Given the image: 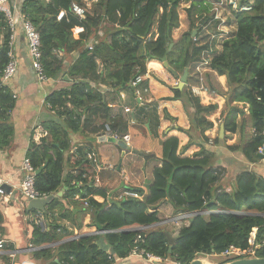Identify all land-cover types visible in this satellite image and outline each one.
<instances>
[{
    "label": "trees",
    "instance_id": "obj_1",
    "mask_svg": "<svg viewBox=\"0 0 264 264\" xmlns=\"http://www.w3.org/2000/svg\"><path fill=\"white\" fill-rule=\"evenodd\" d=\"M86 1L26 0L19 4L22 15L33 23L40 34L42 63L48 79L55 78L63 70L65 72V57L62 55L69 56L76 52L79 56L65 72L71 87L53 92L46 99V103L57 110L61 123L43 124L49 137L39 144L33 142L27 153L36 171L43 168L41 174L36 176L37 191L48 197L66 189L64 196L56 198L47 207L48 213L53 215L57 211L58 217H53L49 230L43 231L36 226L31 243L41 247L60 242L70 234L59 223L60 220H67L72 227L81 228L80 218L92 213V225L98 232H108L104 237L115 248V256L97 247L95 243L101 235L61 244L56 256H53L51 249L39 251L36 256L52 260L53 264H114L115 257L126 259L143 251L163 260L171 257L178 264H192L198 255L221 256L231 247L249 250L251 234L255 229L258 231L257 241L262 246L264 178L247 170L236 176L229 190L221 184L225 170L214 167V155L205 146L195 143L196 139H201L209 144L211 138L206 132L214 127L210 118L218 113L219 105L203 104L201 97L188 89H176L174 98L183 100L190 113L192 127L187 133L192 140L187 148L194 144L200 146L201 150L193 157H183L187 148L180 149L177 137L161 142L162 166L154 170V182L148 193L126 185L108 193L96 187L95 180L91 179V166L85 160V147L78 148L79 159L75 155L67 156L71 135L82 127L81 113H85L84 109L95 116L87 118L89 124L99 117L113 122L110 103L106 98L108 95L89 83L101 85L105 82L107 88L112 90L110 92L123 90L134 94L131 85L137 79H140L137 89H149L146 78L149 61H162L167 55L169 65L182 73L186 69L192 70V65L202 63L203 55L211 49L210 44L198 46L197 37H193V30L199 28L197 22L203 20L204 26L211 18L213 6L207 0H91L97 1L92 12L85 6ZM238 1L241 7L251 6L252 10L240 12L228 7L237 27L232 37L223 42L220 54L211 61L212 71L219 77H226L227 91L216 90L214 75L209 73L207 76H210V80L206 77L207 85L209 83L207 92L225 98L221 119L229 134L237 133V119L240 115L245 116L247 110L245 118L250 123L252 136L242 147L230 149L241 151L249 162L254 163L264 159V0ZM73 2L87 9L85 20H79L71 13ZM185 6H189L185 10L189 16L190 30L175 41L173 32L180 25L179 10ZM229 22L231 24L232 21ZM219 23L217 21L215 26ZM79 27L84 28V32L77 35L75 29ZM0 34L4 35L0 54L2 73L9 63L11 33L1 14ZM91 41L94 47L90 51L87 46ZM171 45L173 48L169 52ZM152 65L159 67L158 64ZM1 91L0 148H4L8 146L13 133L6 115L11 110L10 101L13 98L4 85ZM3 103L8 106H3ZM168 118L172 119L169 115ZM135 121L145 130L146 123H150L151 139H159L160 120L154 103L145 102L138 107ZM115 128H112L113 132ZM100 129H93V133L98 134ZM220 142L221 139H215V143ZM67 167L71 171L66 174ZM128 192L138 194L143 200L128 197ZM95 196L104 198L105 203H98L93 198ZM63 201L72 204L73 209H67ZM85 201L89 204L87 207ZM165 202L174 207L175 213L220 210L232 213L211 214L208 219L205 215L192 218L189 226L180 228L171 254L166 233L157 228L147 233L135 230L123 232L125 229L152 227L160 223L159 208ZM3 222L4 214L0 211V233ZM256 258H264V245L257 250ZM238 259L242 258L234 260ZM0 264H11L8 256L1 255Z\"/></svg>",
    "mask_w": 264,
    "mask_h": 264
},
{
    "label": "crops",
    "instance_id": "obj_2",
    "mask_svg": "<svg viewBox=\"0 0 264 264\" xmlns=\"http://www.w3.org/2000/svg\"><path fill=\"white\" fill-rule=\"evenodd\" d=\"M210 3H214V1L212 0ZM187 8H189V6L186 7V9ZM210 22L211 20L205 25L208 29L211 28L209 26L211 25ZM230 26H235L234 30H236L237 23L234 19H232ZM199 30L201 29L196 28L193 32ZM198 34L199 33H197V35ZM207 44L211 46L208 53V62L199 64L196 73L191 69H186L182 73L176 71L179 75L178 77H182L185 72L188 73L184 85L186 86L185 89H187L192 87V74L197 77L199 76V79H196V81L200 80L207 86L205 76L209 73H213L215 78H213V83H218L215 86L216 90H220V86L223 90L227 91L226 77L217 76L211 68V61L222 51L223 42L221 49H217L216 39H209ZM13 52L18 64L17 74L9 83H3L4 87L8 90V94L13 98V101H10L11 110L6 114L9 118L8 123L13 128V133L9 139L8 146L0 148V186L6 184L10 186L14 192V196L9 201L0 196V211L4 214L3 230L1 234L5 237L7 247L9 248L3 255L8 256L11 264H53L52 260L37 257V252L51 249L53 256H56L57 249L61 244L79 240L82 237L94 236L95 232L98 231L96 227L92 225L93 214L87 213L80 218V221H82L81 228H74L69 221L60 220L59 223L65 226L70 232V234L64 237L60 242L41 247L32 244L31 239H33L35 227L39 226L43 231L49 230V224L53 222V217H58V213L56 211L51 215L47 212V208L44 211L31 210L28 212L27 200L22 197L20 191L24 179L21 168L25 158H27V153L31 144L33 142L39 144L42 139L49 137V132L43 128V124L48 122L61 123L57 110L49 106L46 103V99L53 92L69 89L71 87L69 84V77L67 75L65 76V72L76 62L79 56L75 53L69 56L62 55L61 57H65V72L63 70V72L59 73L55 78L48 79L45 82H39L32 67L26 38L20 22H18L17 25ZM152 64H158L161 69ZM148 69L150 73L149 75L147 73L146 78L149 80V89L146 93H143L146 94L145 96L143 95V97L145 102L154 103V107L157 110L160 120V127L158 130L159 139H151V133L149 132L150 123H146L145 130L135 121L136 109L141 105L137 103V105L127 106L131 109V113H126L125 110L123 111L124 106L119 102H112L109 105L112 110V123H115L114 126L116 127L114 133L119 136V140L125 141L126 144L129 143L128 146H130V148L124 150L118 145L113 144L112 146L115 150L112 154L106 156L107 160H105L104 165L101 166L94 153L96 143H100L98 145L100 151L107 150V147L101 144H106L108 142H101L100 139L107 136L105 126L109 125L110 121H104L99 117L98 119H93V122L89 124L87 123V118L95 116L88 113L85 109L83 110L85 113H81V129L71 135L72 142L67 156L75 155L79 159L80 157L77 156V150L79 147H85V160L91 166L90 177L95 180L96 187L105 189L108 193L117 190L123 185L143 189L145 193H148L154 182V170L162 166V161L160 159V143L169 138L177 137L180 140V149L185 150L192 140L187 133L192 127L190 113L185 109L183 100L174 98L176 89L180 91L184 89V86H181V81L176 83L174 78L179 80L178 77L174 74L172 75L158 62L153 61L149 63ZM66 77L68 80H65ZM101 85L103 88H107L105 82ZM1 89L2 81L0 78V98L2 93ZM195 90H197V87L194 88V91ZM207 90V88H204L203 91L200 92L199 96L201 97L202 103L205 105L218 104L219 110L213 119L210 118L214 123V128L207 134V136L211 138L209 144L201 139L199 141L196 139L195 143L205 146V148L214 155L212 160V165L214 167H220L225 170V175L221 184L229 190L236 176L247 170L264 178L263 158L252 163L244 157L241 151H232L230 149L234 146L242 147L246 143V140L252 136L250 123L247 121V118H245L246 115H248L247 110L245 109V116L240 115L237 119V133L229 134L225 130L224 121L221 119L222 112L225 110L226 100L224 97L222 98L217 95L209 94ZM121 92L122 91L119 93L121 94ZM135 101L136 92L133 94V99L130 103ZM3 106H8V104L3 103ZM190 111H192V109ZM168 115L172 119L168 118ZM244 123L246 124L245 127ZM243 127L245 128L244 130ZM95 128H101V131L95 134L93 133V129ZM222 129H224V133H222ZM216 138L221 139L222 142L215 143ZM200 150V146L193 144L185 150L183 157H193L195 154L199 153ZM119 158H121V160L116 169L114 162ZM70 171L71 169L67 167L66 174ZM118 172H121V174ZM65 191L66 189L61 191L63 193L62 196H64ZM93 198L98 203H105V199L102 197L95 196ZM78 199L79 197H77V200ZM141 200H143V198ZM63 202L66 204L67 209H73L74 206L72 204H69L67 201ZM174 213V207L169 202H165L159 208L158 217L161 220L165 214L175 215ZM114 264L164 263L151 261L134 253L126 259L115 257ZM165 264L177 263L175 261H167Z\"/></svg>",
    "mask_w": 264,
    "mask_h": 264
},
{
    "label": "built area",
    "instance_id": "obj_3",
    "mask_svg": "<svg viewBox=\"0 0 264 264\" xmlns=\"http://www.w3.org/2000/svg\"><path fill=\"white\" fill-rule=\"evenodd\" d=\"M23 1H26V0H0V14L4 16L5 22L7 23V26L10 30V33H11L10 42H9L10 50L8 53L9 63L6 65L3 72L0 73L2 85H3V83H9L14 78V76L17 74L18 64H17L16 58L14 56L13 47H14V40H15L18 22L21 23V26H22V29H23V32H24V35L26 38V43H27V47H28L29 56H30V59L32 62V67L36 73L38 81L39 82H45L48 80V78L45 74V69H44L43 63H42L43 53H42L41 37H40V34L38 33V31L36 30L35 26L33 25V23L29 19L25 18L22 15L19 4ZM216 4L218 6H221V7L226 6L227 8L230 6L232 11L249 12L252 10L251 6L241 7L239 5L238 0H214V3H212V5L215 7ZM216 10L217 9H214V11H216ZM71 13L75 17H77L79 20H85L87 17L88 11L84 6H82L78 2H73L71 4ZM212 19H214V18L212 17L211 20ZM217 21L220 22L219 25L217 26V27H219L222 24V21H221V19H216L215 22H217ZM203 29L208 30V28L206 26H204ZM75 32L80 34V33L84 32V28H81V27L76 28ZM212 37L215 38L214 36H212ZM3 45H4V35L0 34V54L2 53ZM87 47L90 51L93 50L94 42L91 41ZM208 53L209 52H205V54L203 55V59H204L203 62L207 63V59L209 57ZM89 84L91 85V87L98 89L103 94H106L107 92L111 91L108 88H103L102 85H96L94 83H89ZM139 84H140V79H137L136 81L132 82L131 87L136 92V102L142 106L145 103V99L142 96V94L146 93L147 89H145L144 91L137 89ZM124 110L126 113H131V109H129V107H125ZM105 131H106V134L108 137H115L118 140L120 139L119 136L113 132L110 125L105 126ZM127 145H129V143H127ZM21 170L24 174V179H23V182H22L21 188H20L22 197L26 200H36V199L46 198L47 196L42 195L36 189V186H35L36 170L32 166V164L28 158H25V160L22 164ZM127 195L130 198L142 199L136 193L128 192ZM0 196L4 197V199L9 201L14 196V192L12 190L10 193H7L0 186ZM84 205L87 207L89 204H88V202L85 201ZM231 213L232 212L221 211V210L220 211H214V212L204 211V212H200V213H198V212L197 213H182V214L175 216L174 218H169V219L165 220L162 223V225L156 224L155 227H158L160 225L164 226V225H170V224L183 225L184 222H188L190 224V220L192 218H194L195 216H198V215L210 216L211 214H231ZM150 228H152V227H146V228L135 227L134 229L132 228V229H125V230L142 231V230H147ZM107 233H108L107 231H101V232H98L97 235L104 236ZM139 240H141V239L139 238ZM6 246H7V241L5 240V237L0 233V256L3 255L4 252H6ZM246 253H247L246 251L237 249L235 247H231L229 250H227L223 254H221V256H227V257L234 256V257L240 258V257L245 256ZM136 254H138L139 256H141L145 259L151 260V261L152 260L153 261H161L160 258L153 257L152 255H147L143 251H141V253H136Z\"/></svg>",
    "mask_w": 264,
    "mask_h": 264
},
{
    "label": "rangeland",
    "instance_id": "obj_4",
    "mask_svg": "<svg viewBox=\"0 0 264 264\" xmlns=\"http://www.w3.org/2000/svg\"><path fill=\"white\" fill-rule=\"evenodd\" d=\"M208 2H212V0H207ZM214 1V0H213ZM97 1H95V2H92L91 0H87L86 1V7H87V9H88V11H90V12H92L94 9H95V4L94 3H96ZM239 2V1H238ZM46 3H48L47 1H46ZM213 6V5H212ZM186 7H188V6H185V7H183L182 9H180L179 10V28H177V29H175L174 30V32H173V38H174V40L175 41H179L180 39H181V37L183 36V34H185L187 31H189L190 30V20L188 19L189 18V16L187 15V11L185 10L186 9ZM216 7V8H215ZM215 7L213 6V8H212V10H211V12H210V17L212 16L214 19H212L211 20V18H210V20H211V22H210V24L211 25H209L211 28L210 29H206V30H204L203 29V27L205 26H202V22H203V20H202V22L201 21H199V22H197V26L198 27H200V28H198V29H201V30H199V31H197V33H199V36L197 35V33L195 34V35H193V37L194 38H196L197 37V40H198V42H197V44H198V46H201V45H206L207 44V41L209 40V39H216L217 40V49H221V45H222V42H224L225 40H227V39H229V38H231L232 37V33L235 31L234 29H235V26H230L231 24H229V19L232 21V14H231V10H229L226 6H218L217 4L215 5ZM214 9H217L216 11H214ZM216 19H221V21H222V24L219 26V27H216L215 28V21H216ZM209 20V21H210ZM76 33V32H75ZM77 35L79 34V33H76ZM212 36H214L215 38H213ZM172 46V48H173V45H171ZM170 46V47H171ZM172 48L169 50V52L172 50ZM75 54H78V53H76V52H74ZM73 54V53H72ZM71 55V54H70ZM155 61V60H154ZM151 62H153V61H149L148 62V64H147V69L149 68V63H151ZM155 62H158L159 64H161V66H163L168 72H170L165 66H164V64L161 62V61H155ZM207 62H208V59H207ZM199 65V64H198ZM198 65L196 66H194L193 67V65L191 66V68H192V70L196 73V70H197V67H198ZM208 65V64H207ZM170 66V65H169ZM171 67V66H170ZM207 67H210V66H207ZM159 69H161V67H158ZM172 68V67H171ZM103 69V66L101 65V70ZM157 69V68H156ZM203 70H206V69H203ZM159 71V70H158ZM148 75H149V73H150V71H149V69H148ZM171 73V72H170ZM193 73V72H192ZM172 74V73H171ZM173 75V74H172ZM193 75V78H192V81H191V86L192 87H189V88H187L188 89V91H191V93H193L195 96H199L200 95V92H202L203 91V89L204 88H209V83H208V85L206 86V85H204V83L202 82V81H200V80H197L196 81V79H199L196 75H194V74H192ZM182 76V75H181ZM176 77H178V76H176ZM205 77H207L208 79L210 78V76H205ZM178 79L179 80H177L176 78H174V80L176 81V83H178V82H180L181 81V77H178ZM215 79V78H214ZM210 80V79H209ZM209 80H208V82H209ZM211 82V81H210ZM216 82H217V80H216ZM206 83H207V81H206ZM218 84V83H217ZM176 85H178V84H176ZM213 86V85H212ZM211 86V87H212ZM195 87H197V90H195L194 91V88ZM186 88V86H184V89ZM219 88L222 90V91H224L225 92V90H223V88L222 87H220L219 86ZM108 89H110V88H108ZM112 91V90H111ZM109 93V94H108ZM107 94H108V96L106 97L107 98V100H108V102L109 103H112V102H119L122 106H124V108L125 107H127V106H131V105H137V102L135 101V102H132V103H130V101L133 99V92H131L132 94H130V92H125V91H123L122 90V92H121V94L119 93V91H118V93L117 92H108ZM115 93H116V95H115ZM141 95V94H140ZM145 96L146 94H142V96ZM117 97H118V101H117ZM204 102L206 103V101L204 100ZM184 107H185V109L186 110H188V108L186 107V105L184 104ZM240 107H243V105H241ZM192 109V112L194 111V109L193 108H191ZM123 111H124V109H123ZM125 113V112H124ZM188 113H189V110H188ZM216 115V114H215ZM215 115H213L212 117H211V119H213L214 118V116ZM191 119V118H190ZM109 125H110V127H114V123H112L111 121H110V123H109ZM214 128V127H213ZM212 128V129H213ZM212 129H210L209 131H212ZM209 131H207L206 132V135L209 133ZM100 143H96V149H95V155H96V157H97V159L99 160V162H100V165L102 166V165H104V163H105V160H107L106 159V156L107 155H110V154H112L113 153V151L115 150L114 148H113V144H109V143H106V144H101V145H103V146H105V147H107V150H105V151H100L99 149H98V145H99ZM119 149V148H118ZM120 150V149H119ZM106 153V154H105ZM123 153V152H122ZM121 160V158H119L118 160H115V162H114V165L116 166V169H117V167L119 166V161ZM127 167V166H126ZM119 174H121V172H118ZM178 213V212H177ZM174 213L175 215H173V214H165L164 216H163V218L161 219L162 220V222H160V223H158V224H161L162 225V223L165 221V220H167V219H169V218H174L175 216H177V215H179V214H182V213ZM166 216H168V217H166ZM207 219H208V216H207ZM157 224V225H158ZM158 226V227H155L156 225H154V226H152V228H150V229H147V230H142V231H140V232H144V233H147V232H151V230H154V229H156V230H161V231H163V232H165L166 233V237L168 236V235H172L173 236V238H177V235H178V233H179V230H180V228H182V227H184V226H189V223L188 222H184V224L183 225H179V224H170V225H164V226ZM134 229V228H133ZM257 229H255L253 232H252V234H251V240H250V244H251V247H250V249L248 250V251H246L247 253H246V255L245 256H243V257H240V258H255L256 256H257V250L258 249H260L263 245H264V241H262V246H261V244H259L258 243V241H257ZM100 237H104V236H100ZM97 242V241H96ZM168 246H170V244H168ZM234 259H237V257H234V256H232V257H227V256H215V255H198L197 256V258L195 259V261H197V260H200V261H202V263L203 264H206V263H208V264H224V263H226L227 261H230V260H234ZM167 261H170V262H174V260L171 258V257H167L166 259H161V261H159L160 263H167ZM178 264V263H177Z\"/></svg>",
    "mask_w": 264,
    "mask_h": 264
},
{
    "label": "water",
    "instance_id": "obj_5",
    "mask_svg": "<svg viewBox=\"0 0 264 264\" xmlns=\"http://www.w3.org/2000/svg\"><path fill=\"white\" fill-rule=\"evenodd\" d=\"M197 33V31L193 32V35H195ZM172 48V46L170 47V49ZM169 49V50H170ZM164 66L175 76H179L178 73L169 66L168 60H167V55L163 58V60L161 61ZM187 76L188 73L185 72L184 75L181 77V86H184L187 80ZM65 80H68V78L66 77ZM222 133H224V129H222ZM101 142H108L114 145H118L119 147H121L124 150H127L128 148H130L125 141L123 140H118L115 137H108V136H104L100 139ZM43 171V168H40L36 171V176L40 175L41 172ZM4 191H6L7 193H10L12 191V188L6 184H3L1 186ZM62 192L58 193L57 195H51L48 196L46 198L43 199H36V200H27L28 203V212H30L31 210H36V211H44L56 198H59L62 196ZM105 206H108V204H106ZM125 231H129V230H124ZM98 234V232H95V235ZM167 240L168 243L170 244L169 246V254L172 253L173 247L177 242V238H173L172 235H168L167 236ZM97 245V247L108 254H111L112 256H115V248L112 247L111 245L107 244L105 241L104 237H100L99 240L95 243ZM192 264H203L202 261L197 260V261H193ZM224 264H264V258H242V259H238V260H234L232 262L229 263H224Z\"/></svg>",
    "mask_w": 264,
    "mask_h": 264
}]
</instances>
